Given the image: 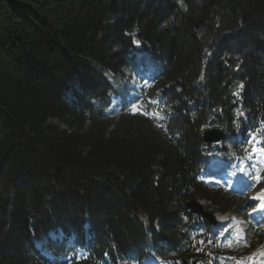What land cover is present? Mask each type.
Masks as SVG:
<instances>
[{
    "label": "trees",
    "instance_id": "16d2710c",
    "mask_svg": "<svg viewBox=\"0 0 264 264\" xmlns=\"http://www.w3.org/2000/svg\"><path fill=\"white\" fill-rule=\"evenodd\" d=\"M131 49L165 64L175 113L160 130L128 112L106 134L91 101L133 98ZM73 76L82 92L67 100ZM238 109L264 116V0H0V264H48L30 233L86 220L99 258L157 246L158 220L173 254L198 259L183 203L222 206L197 160L203 131L231 132Z\"/></svg>",
    "mask_w": 264,
    "mask_h": 264
},
{
    "label": "rangeland",
    "instance_id": "374dc122",
    "mask_svg": "<svg viewBox=\"0 0 264 264\" xmlns=\"http://www.w3.org/2000/svg\"><path fill=\"white\" fill-rule=\"evenodd\" d=\"M50 122V125L51 126H56V127H59V129H58V132H66V129L67 128H65V127H63V126H61L58 122H56L55 120H50L49 121ZM111 131V126L109 125V127H106L105 128V130H103V132L104 133H108V132H110ZM105 137H106V135H105ZM37 172V171H36ZM243 196H245V195H243ZM242 211H246V210H248V212H251L252 211V208H251V205H250V203H249V201H247L246 203H244V205L242 206ZM238 223H241L242 221L240 220H238L237 221ZM252 240H253V243H258V240L257 239H253L252 238ZM261 243V242H260ZM71 244H72V242H71Z\"/></svg>",
    "mask_w": 264,
    "mask_h": 264
},
{
    "label": "water",
    "instance_id": "95a60500",
    "mask_svg": "<svg viewBox=\"0 0 264 264\" xmlns=\"http://www.w3.org/2000/svg\"><path fill=\"white\" fill-rule=\"evenodd\" d=\"M190 207L195 210L197 206L195 204H192V205H190Z\"/></svg>",
    "mask_w": 264,
    "mask_h": 264
},
{
    "label": "bare ground",
    "instance_id": "6f19581e",
    "mask_svg": "<svg viewBox=\"0 0 264 264\" xmlns=\"http://www.w3.org/2000/svg\"><path fill=\"white\" fill-rule=\"evenodd\" d=\"M74 240V239H73ZM73 240H71L72 244H73Z\"/></svg>",
    "mask_w": 264,
    "mask_h": 264
},
{
    "label": "snow or ice",
    "instance_id": "6c2138e0",
    "mask_svg": "<svg viewBox=\"0 0 264 264\" xmlns=\"http://www.w3.org/2000/svg\"><path fill=\"white\" fill-rule=\"evenodd\" d=\"M240 87H243V85H241ZM235 94V93H234Z\"/></svg>",
    "mask_w": 264,
    "mask_h": 264
}]
</instances>
